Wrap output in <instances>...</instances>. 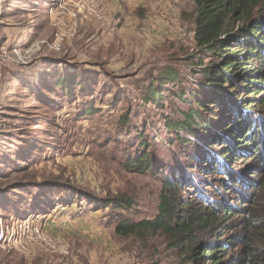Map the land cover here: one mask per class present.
Wrapping results in <instances>:
<instances>
[{"label":"rangeland","instance_id":"1","mask_svg":"<svg viewBox=\"0 0 264 264\" xmlns=\"http://www.w3.org/2000/svg\"><path fill=\"white\" fill-rule=\"evenodd\" d=\"M81 1L89 6L0 0V264H208L181 257L161 233L114 232L119 219L158 214L166 179L191 180L187 199L217 194L200 155L221 172L209 148L229 113L196 109V98L209 100L205 75L218 59L207 53L195 65L194 3L94 0L101 20L92 0ZM144 151L153 169H127ZM114 199L128 209L112 208ZM240 257L232 246L223 262Z\"/></svg>","mask_w":264,"mask_h":264},{"label":"trees","instance_id":"2","mask_svg":"<svg viewBox=\"0 0 264 264\" xmlns=\"http://www.w3.org/2000/svg\"><path fill=\"white\" fill-rule=\"evenodd\" d=\"M191 1L195 6L192 39L201 53L195 65H201L202 55L207 53L218 59L205 75L209 100L196 98V109L211 111L217 106L229 113L217 125L218 136L211 142L217 148H209L219 158L221 172L200 155L199 170L219 179L217 194L212 198L197 191L201 199H187L182 189L185 183L192 187L191 180L166 179L158 214L152 220L119 219L114 232L143 238L161 233L170 249L194 263L224 264V255L233 246L241 248L243 257L231 264H264V247L256 236L264 239V201L258 200L259 192L264 191V0ZM160 92L156 89L151 95ZM250 158L254 163L246 165ZM125 166L130 171L148 172L153 161L144 151ZM246 188L252 190L249 196L242 192ZM227 193L235 195V200H224ZM111 207L128 209L129 202L114 199ZM236 215L241 222L228 221ZM229 232L232 235L225 237Z\"/></svg>","mask_w":264,"mask_h":264},{"label":"built area","instance_id":"3","mask_svg":"<svg viewBox=\"0 0 264 264\" xmlns=\"http://www.w3.org/2000/svg\"><path fill=\"white\" fill-rule=\"evenodd\" d=\"M90 1V0H89ZM87 4V3H85ZM84 3H82L81 0H79V6L81 8H86L87 6ZM92 5V9L91 12L94 16H96L97 18L103 20L104 17L102 15V12L100 10L97 9L98 5L96 4V2L94 0L91 1L90 3ZM89 6V4H87ZM4 236V232L1 230L0 231V239ZM46 238L43 239L44 242H47L48 244H52L55 243V241H53V239L51 237L45 236Z\"/></svg>","mask_w":264,"mask_h":264}]
</instances>
